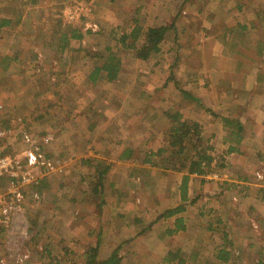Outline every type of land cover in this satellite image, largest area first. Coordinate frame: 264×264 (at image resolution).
<instances>
[{
  "label": "rangeland",
  "instance_id": "rangeland-1",
  "mask_svg": "<svg viewBox=\"0 0 264 264\" xmlns=\"http://www.w3.org/2000/svg\"><path fill=\"white\" fill-rule=\"evenodd\" d=\"M250 1L0 0V17L12 20L0 31V127L8 133L0 152L30 148L26 133L35 142L49 137L43 152L60 160L56 170L42 169V177L33 171L40 180L27 186L22 213L1 231L0 260L86 264L96 244L100 261L119 246L120 264H172L163 258L169 250L185 264L264 259V140L242 141L238 152H227L219 116L231 114L216 109L214 62L207 70L205 59L218 53L220 43L233 47L239 27L248 31L256 21ZM135 25H170L160 51L140 60L122 49L117 78L91 80L106 47L116 48ZM64 26L82 37L60 51ZM181 90L204 105L214 102L209 108L219 116L185 99ZM167 109L205 121L204 140L215 148L210 171L190 176V197H201L186 203L178 214L185 228L172 235L167 229L174 228L176 216L159 215L181 203L183 172L142 161L164 143L161 113ZM98 159L109 165L103 184L97 181ZM221 249L230 252L227 262L216 257Z\"/></svg>",
  "mask_w": 264,
  "mask_h": 264
},
{
  "label": "trees",
  "instance_id": "trees-1",
  "mask_svg": "<svg viewBox=\"0 0 264 264\" xmlns=\"http://www.w3.org/2000/svg\"><path fill=\"white\" fill-rule=\"evenodd\" d=\"M259 12L260 11H258L257 14H259ZM261 12L264 14V8L261 9ZM11 22L12 20L9 17H0V31L3 27L9 26ZM169 29L170 25L151 26L145 30L140 25L131 27L129 31L122 33L117 39L116 42L118 46L116 48L106 47L107 53L102 57L101 63L95 65L91 70L89 74L90 79L94 81L98 76L108 81L116 79L119 72V57L117 54L122 49H130L133 51L136 58L147 60L152 53L160 51L161 42L166 37ZM61 36L63 44L59 46L58 50L64 51L69 44V40L80 39L82 33L77 28L66 26L62 30ZM181 94L191 103H195L204 108L209 114H212L213 117L216 118L219 116L216 112L205 106L202 100L195 96V94L186 90H181ZM219 117L223 128L226 130V140L229 142L227 152H237L238 144L241 143L245 133L242 122L237 117ZM161 122L165 138L164 143L155 151L151 150L146 152L142 161L148 163L150 166L159 167L163 171L174 170L183 172L178 185L181 203L173 208L165 209L159 215V217L164 218L176 216L174 228L167 229L168 234L172 235L177 233L180 229L185 228L183 219L181 216H178V214L186 210V203L194 204L201 197V195L198 194L190 197V176H205L210 171L213 165L212 163L215 161V148L208 141L204 140L201 124L198 121L189 120L180 111H171L169 109L163 111L161 113ZM3 154L4 152H0V156ZM97 162V181L98 184H103L106 179L109 165L103 164V166H101L104 161L100 159H98ZM1 231L2 228H0V233ZM119 248L120 247L117 246L109 257L100 261L96 259L98 254V244H96L89 248V258L86 264H120V257H117ZM229 256L230 252L223 249L219 250L216 255L217 259L223 263L229 260ZM163 258L168 263L185 264L184 258L176 251H167ZM54 264H59V261L55 260ZM254 264H264V259L259 257Z\"/></svg>",
  "mask_w": 264,
  "mask_h": 264
},
{
  "label": "crops",
  "instance_id": "crops-1",
  "mask_svg": "<svg viewBox=\"0 0 264 264\" xmlns=\"http://www.w3.org/2000/svg\"><path fill=\"white\" fill-rule=\"evenodd\" d=\"M249 3L248 7L254 13L256 21L248 25V31L242 30L246 28L244 25L239 27L238 40H231L233 47L229 48L220 43L218 53H215L213 58L205 56V59L208 61L207 70L209 67L213 68L211 63L214 62L213 74L217 78L215 84L219 86L216 109L226 110L224 115L231 114L230 117H237L245 130L242 141L252 143L256 141V138L259 140L261 137L264 140L262 137L264 135V86L261 90L255 87L264 83V14L261 12L264 8V0H251ZM258 11H260L259 14H257ZM242 33L245 34L242 35ZM247 48H251L252 51L247 53ZM250 54L251 56L247 59L246 55ZM207 75L210 74L207 73L205 76ZM214 104V102L205 103L212 109ZM190 117L203 125L202 129L205 128V121L199 120L195 115Z\"/></svg>",
  "mask_w": 264,
  "mask_h": 264
},
{
  "label": "built area",
  "instance_id": "built-area-1",
  "mask_svg": "<svg viewBox=\"0 0 264 264\" xmlns=\"http://www.w3.org/2000/svg\"><path fill=\"white\" fill-rule=\"evenodd\" d=\"M7 134L5 129L0 127V139L5 138ZM23 137H25L23 141L30 145V148H25L19 153L0 156V228L2 229L12 226L17 216L22 213L27 186L36 185L40 180V175L36 176L34 172L42 173V177V169L51 172L60 166V160L49 159L43 152L49 137H43L38 142L26 133ZM38 195L39 192L34 190V198ZM23 258L25 257L20 255L18 261H23ZM0 264H5L4 259L0 260Z\"/></svg>",
  "mask_w": 264,
  "mask_h": 264
}]
</instances>
